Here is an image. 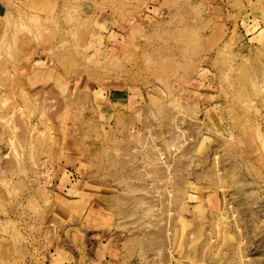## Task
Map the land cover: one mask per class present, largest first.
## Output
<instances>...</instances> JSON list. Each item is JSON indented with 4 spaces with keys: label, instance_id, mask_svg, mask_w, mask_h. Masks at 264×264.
Listing matches in <instances>:
<instances>
[{
    "label": "rangeland",
    "instance_id": "374dc122",
    "mask_svg": "<svg viewBox=\"0 0 264 264\" xmlns=\"http://www.w3.org/2000/svg\"><path fill=\"white\" fill-rule=\"evenodd\" d=\"M0 264H264V0H0Z\"/></svg>",
    "mask_w": 264,
    "mask_h": 264
}]
</instances>
